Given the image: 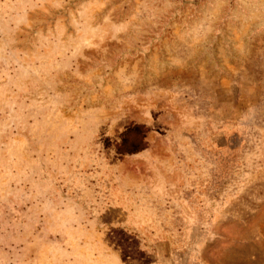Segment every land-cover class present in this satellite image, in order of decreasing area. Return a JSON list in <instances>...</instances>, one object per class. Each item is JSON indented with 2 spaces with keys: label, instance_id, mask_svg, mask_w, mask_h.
<instances>
[{
  "label": "rangeland",
  "instance_id": "rangeland-1",
  "mask_svg": "<svg viewBox=\"0 0 264 264\" xmlns=\"http://www.w3.org/2000/svg\"><path fill=\"white\" fill-rule=\"evenodd\" d=\"M0 264H264V0H0Z\"/></svg>",
  "mask_w": 264,
  "mask_h": 264
}]
</instances>
